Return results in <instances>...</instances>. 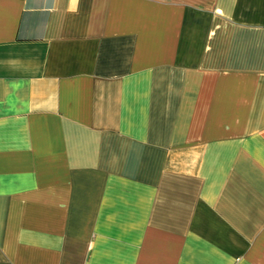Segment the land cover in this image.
I'll return each mask as SVG.
<instances>
[{"label": "crops", "instance_id": "crops-1", "mask_svg": "<svg viewBox=\"0 0 264 264\" xmlns=\"http://www.w3.org/2000/svg\"><path fill=\"white\" fill-rule=\"evenodd\" d=\"M0 264H264V0H0Z\"/></svg>", "mask_w": 264, "mask_h": 264}]
</instances>
